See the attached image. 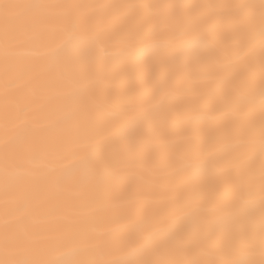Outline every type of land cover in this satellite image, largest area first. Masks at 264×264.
<instances>
[{"label":"snow or ice","instance_id":"obj_1","mask_svg":"<svg viewBox=\"0 0 264 264\" xmlns=\"http://www.w3.org/2000/svg\"><path fill=\"white\" fill-rule=\"evenodd\" d=\"M0 78V264H264V0H0Z\"/></svg>","mask_w":264,"mask_h":264},{"label":"bare ground","instance_id":"obj_2","mask_svg":"<svg viewBox=\"0 0 264 264\" xmlns=\"http://www.w3.org/2000/svg\"><path fill=\"white\" fill-rule=\"evenodd\" d=\"M16 2H39V0H16ZM47 2H57V0H47ZM73 2H78V0H73ZM100 2H107V0H100ZM183 2H198V0H183ZM188 87L196 89L199 88L200 85L196 81H191L188 84ZM190 98H184V102H187V100ZM3 81L2 78H0V111L3 109ZM4 137V131H3V125L2 122H0V144L3 142ZM3 223V203L0 201V225Z\"/></svg>","mask_w":264,"mask_h":264}]
</instances>
